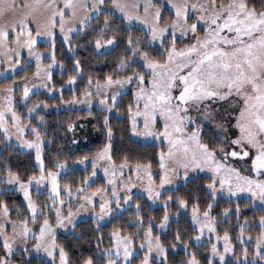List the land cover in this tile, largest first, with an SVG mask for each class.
<instances>
[{
  "label": "snow or ice",
  "instance_id": "obj_1",
  "mask_svg": "<svg viewBox=\"0 0 264 264\" xmlns=\"http://www.w3.org/2000/svg\"><path fill=\"white\" fill-rule=\"evenodd\" d=\"M0 264H264V0H0Z\"/></svg>",
  "mask_w": 264,
  "mask_h": 264
},
{
  "label": "trees",
  "instance_id": "obj_2",
  "mask_svg": "<svg viewBox=\"0 0 264 264\" xmlns=\"http://www.w3.org/2000/svg\"><path fill=\"white\" fill-rule=\"evenodd\" d=\"M103 70H105V69H103L101 66H96V67H95V71H103ZM65 95L67 96L68 93L66 92ZM68 114H69V113L61 112V115H62V116H67ZM54 115H55V114H53V116H54ZM114 123H115V120H114ZM117 140H119V133L117 134ZM98 142H99V140L96 139V138H94V139L92 140L91 144H89V145H87V146H86L85 144H84V145H80V148H81V150H87V147L94 146V145H95L96 143H98ZM125 143H126V144L131 143V146H132L133 148H136V149H139V150H142V151L150 150V147H149V145L147 144V142L142 141V140H139V139H137V138H133L131 142H129V141L126 140ZM82 144H83V143H82ZM54 147H55V146H54ZM77 175H79V173H77ZM15 198H16L17 200L20 199V197H19L18 195H17ZM67 239L69 240V242H71V237H70V236H68ZM180 255H182V252L178 253V254L176 255L175 259L178 260ZM170 258H172V257H171V254H170Z\"/></svg>",
  "mask_w": 264,
  "mask_h": 264
},
{
  "label": "rangeland",
  "instance_id": "obj_3",
  "mask_svg": "<svg viewBox=\"0 0 264 264\" xmlns=\"http://www.w3.org/2000/svg\"><path fill=\"white\" fill-rule=\"evenodd\" d=\"M137 139L142 140L141 138H137ZM142 141H143V140H142ZM81 145H84V144H81Z\"/></svg>",
  "mask_w": 264,
  "mask_h": 264
}]
</instances>
